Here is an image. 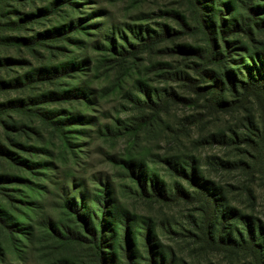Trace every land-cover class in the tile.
<instances>
[{
  "label": "rangeland",
  "instance_id": "1",
  "mask_svg": "<svg viewBox=\"0 0 264 264\" xmlns=\"http://www.w3.org/2000/svg\"><path fill=\"white\" fill-rule=\"evenodd\" d=\"M200 1L219 52L228 53L224 66L205 67L204 79L194 71L200 62L185 53L206 48L194 34L187 0H0V83L21 84L82 63L57 80L0 91V107L52 97L36 109L66 122L62 134L31 112L1 118L0 149L31 167L0 160V176L29 181L7 184L0 193L9 224L22 228L42 214L70 220L61 208L65 196L77 190L91 199L107 185L136 217L133 253L141 264H147V225L174 264H260L247 251L216 242L221 235L238 239L250 220L253 229L262 226L264 237V97L243 89L247 66L264 55V30L230 33L227 50L222 31L247 19L249 0ZM253 4L262 23L264 0ZM72 23L76 30L67 32ZM184 24L192 26L186 34L145 45L175 36ZM214 82L222 88L216 91ZM196 85L207 89L196 93ZM77 87L86 94L60 98ZM172 158L196 162L189 174L214 198L174 173L166 162ZM128 161L158 175L170 200L144 197ZM37 230L31 242L21 231L10 240L0 226V264H91L88 250L50 242L41 220ZM111 242L124 263L119 244Z\"/></svg>",
  "mask_w": 264,
  "mask_h": 264
},
{
  "label": "trees",
  "instance_id": "2",
  "mask_svg": "<svg viewBox=\"0 0 264 264\" xmlns=\"http://www.w3.org/2000/svg\"><path fill=\"white\" fill-rule=\"evenodd\" d=\"M188 6L190 7L193 15V31L194 34H199L203 37V41L206 43V48L198 50H187L185 53L200 62L197 69H194L199 76L203 79L207 76V71L205 67L214 65L224 66L225 59L228 57V53L221 54L219 52V44L216 41V33L212 29V26L208 24L205 20V12L203 4L200 0H187ZM255 0H249L246 4L247 19L239 26L235 21L232 24L234 28L231 31L230 27L226 28V31H222V42L225 49H229V44L226 41L230 33L237 34H249L252 30L263 31L264 21L259 23V9L254 6ZM222 3V2H220ZM45 10L44 12H47ZM192 26L188 24L183 25V31L176 32L173 36L172 33H167L165 36H159L155 39H150L146 41V46L156 45L161 43L165 38L172 36L177 38L180 35L186 34L190 31ZM67 32L75 31L73 23L70 26H66ZM66 30V29H65ZM231 31V32H230ZM79 65V66H78ZM82 63H77L76 65L68 64L66 67L57 68L56 73L52 74H38L35 77H28L25 83L5 84L0 83V91L7 90H18L19 88L30 87L31 85L37 84L39 82H44L48 80H57L67 73L73 72L78 66L81 67ZM248 65V64H246ZM252 67L247 66L248 70V80L243 83L244 92L248 93L256 92L264 97V55L259 57V60L252 62ZM61 69V70H60ZM257 73L251 74V71ZM59 70V71H58ZM61 71V72H60ZM44 73V72H42ZM210 77V76H209ZM230 77V75L228 76ZM192 82L195 79L190 78ZM230 80V78H229ZM232 81V80H231ZM213 86L216 91L218 88H222L219 82H214ZM211 87H209L210 89ZM194 87L196 93L206 90ZM86 90L82 87H77L67 93L66 96L60 98L74 97L77 95L86 94ZM53 101L56 99L43 98L37 101H30L27 104L22 102L10 103L0 107V124L2 123V117L4 115L11 113H33L32 115L39 118L42 122L47 125H51L56 131L63 134L65 127L64 120L54 121L51 117L44 115L36 109L37 104H43L48 101ZM223 108H227V104H219ZM29 106L35 107V109L29 108ZM264 123V120H263ZM264 125V124H263ZM9 129L13 130L11 126L6 125ZM22 131V128L20 129ZM2 147V146H0ZM21 149L28 151L33 150L25 145L20 144ZM9 159L11 165L30 167L27 161H17L15 160L8 151L0 149V160ZM167 164L170 169L178 174L182 175L189 181L193 186L198 187L204 194H206L210 199L214 198V192H212L208 186L201 185L196 181V177L193 174H189V168L192 170L197 169L196 162L194 165H189V163L180 161L177 158L166 159ZM129 167L130 177L138 185L141 190V194L149 199H156L167 201L170 200L167 191L163 187V183L159 179V176L152 173L146 164H135L134 162H126ZM189 167V168H187ZM31 168V167H30ZM13 183H29L26 179L19 176H14L10 178L9 176H0V193L5 190V185ZM148 183L151 184V189L148 187ZM80 194V193H79ZM78 194L75 190L67 196H65L61 202V208L65 210L70 218V220H55L47 214H42L37 219L30 220L28 224L20 228L18 224H9L7 219V212L5 210H0V226L4 228L8 233L9 239L13 240V233L16 231H21L23 236L31 242L35 235L37 234V222L42 221V228L50 242L59 243L63 246L74 247L86 249L89 252L91 258V264H141L134 257L133 251H138V243L135 240V235L132 234V229L136 223V217L132 215L128 209L123 208L120 203L114 197V192L107 185H102V188L98 190V194L91 196L89 199L86 194ZM188 195V194H186ZM189 196V195H188ZM217 213V212H215ZM215 213L213 211V216L215 218ZM207 222L209 229L212 228L211 224ZM246 233L240 232L239 238L235 239L232 236L221 235L217 238V244L230 249L239 248L243 251H247L252 254L256 259L257 263L264 264V237L262 236V226L254 227L251 220L248 222ZM260 234H257L256 230ZM155 231L147 225L145 233L142 237L143 246L145 247L147 253V264H174L172 260L167 259V255L161 250V243L158 241L157 236L154 234ZM211 233V232H210ZM213 238V235L211 236ZM116 241L119 244V248L122 251V256L124 263H121L119 255L114 252L117 250L115 246L112 245L111 241ZM214 241V240H212ZM158 243L157 245L155 243ZM61 264H78L70 262L68 259H62Z\"/></svg>",
  "mask_w": 264,
  "mask_h": 264
}]
</instances>
